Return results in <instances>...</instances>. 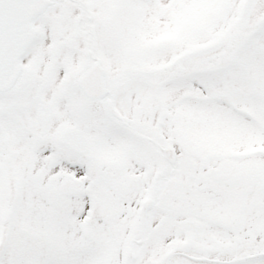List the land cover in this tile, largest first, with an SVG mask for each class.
I'll return each mask as SVG.
<instances>
[{"label":"snow or ice","instance_id":"snow-or-ice-1","mask_svg":"<svg viewBox=\"0 0 264 264\" xmlns=\"http://www.w3.org/2000/svg\"><path fill=\"white\" fill-rule=\"evenodd\" d=\"M0 264H264V0H0Z\"/></svg>","mask_w":264,"mask_h":264}]
</instances>
